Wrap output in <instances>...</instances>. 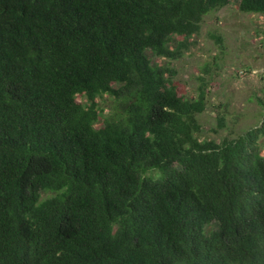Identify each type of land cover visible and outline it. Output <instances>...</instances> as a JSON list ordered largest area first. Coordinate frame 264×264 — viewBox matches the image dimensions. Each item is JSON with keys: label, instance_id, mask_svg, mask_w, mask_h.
I'll return each mask as SVG.
<instances>
[{"label": "trees", "instance_id": "16d2710c", "mask_svg": "<svg viewBox=\"0 0 264 264\" xmlns=\"http://www.w3.org/2000/svg\"><path fill=\"white\" fill-rule=\"evenodd\" d=\"M230 2L264 18V0H0V264H264V112L201 140L206 92L179 95L167 63Z\"/></svg>", "mask_w": 264, "mask_h": 264}, {"label": "rangeland", "instance_id": "374dc122", "mask_svg": "<svg viewBox=\"0 0 264 264\" xmlns=\"http://www.w3.org/2000/svg\"><path fill=\"white\" fill-rule=\"evenodd\" d=\"M190 42L180 59L167 63L176 72L179 95L196 98L200 90L206 92V109L197 116L200 139L220 143L259 125L264 112L260 104L264 101V18L241 13L230 2L207 14ZM78 101L84 98L79 96ZM98 102L107 114L111 98L104 95ZM260 145L264 152V140Z\"/></svg>", "mask_w": 264, "mask_h": 264}]
</instances>
